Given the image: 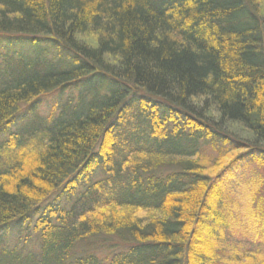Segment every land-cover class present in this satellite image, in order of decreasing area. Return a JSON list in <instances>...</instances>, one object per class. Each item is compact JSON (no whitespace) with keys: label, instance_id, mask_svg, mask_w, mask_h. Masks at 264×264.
Segmentation results:
<instances>
[{"label":"trees","instance_id":"16d2710c","mask_svg":"<svg viewBox=\"0 0 264 264\" xmlns=\"http://www.w3.org/2000/svg\"><path fill=\"white\" fill-rule=\"evenodd\" d=\"M0 137V264H264V0H0Z\"/></svg>","mask_w":264,"mask_h":264},{"label":"rangeland","instance_id":"374dc122","mask_svg":"<svg viewBox=\"0 0 264 264\" xmlns=\"http://www.w3.org/2000/svg\"><path fill=\"white\" fill-rule=\"evenodd\" d=\"M62 91L64 93V91H66V90L64 89ZM59 97L60 96L56 92H53V93H50V94H48L46 96L41 97L40 100L36 103V105L34 107V111L37 114L36 116L43 118V117L47 116L48 114H50L52 111H57L58 110V106L56 105V102L58 101V98ZM58 103H59V101H58ZM2 138L3 137H0V141L2 140ZM204 154L206 156H208V157H210V156H217V153H215L211 149H209V150L207 149V151H204ZM252 166H256V165H252ZM252 166H250L247 169L246 173L244 174V176L241 179H240L239 176H235L233 178V180H231L236 185L237 184V181L240 179V181H239L240 183L239 184H240L241 190L244 189L243 191H247V189L249 188L250 183L252 182V180H254V177H252L251 174L255 172V169L253 170L251 168ZM100 173H101V169L99 168L97 170L96 175H95L96 178H99L98 175ZM95 176L93 177V179L95 178ZM229 179L230 178L226 179L224 182L229 181ZM235 190L237 191V189H235ZM63 209L67 210L68 208L65 207V206H63ZM51 220L54 221L55 219L52 218ZM34 221H35V218L32 219L31 223L28 224V226H25L24 225L25 227L23 226L24 227L23 229L21 228V230L17 231L16 234L11 233L10 236L12 238H14L19 243L24 242V239H26L25 237L27 236L26 234L27 233H30V234L32 233V227L34 226ZM0 234L4 236V239L5 240L7 239V235H5V232L4 233L3 232H0ZM31 236H32V238H35L36 235L35 234L34 235L31 234Z\"/></svg>","mask_w":264,"mask_h":264}]
</instances>
